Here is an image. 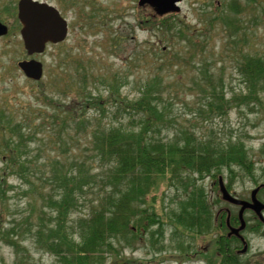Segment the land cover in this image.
<instances>
[{"label": "rangeland", "instance_id": "obj_1", "mask_svg": "<svg viewBox=\"0 0 264 264\" xmlns=\"http://www.w3.org/2000/svg\"><path fill=\"white\" fill-rule=\"evenodd\" d=\"M39 1L48 2L60 11L68 22V35L60 43L48 44L34 58L42 63L43 73L39 81H33L17 66L18 61L30 57L19 34L18 0H0V21L8 27L7 34L0 37V125L23 126L21 132L28 136L21 140V147L15 153L19 162L25 163L20 172L15 168L5 169L0 151V264H58L56 256L43 248L36 237L39 224L46 227L49 221L51 225L56 223L53 210L45 205L42 195L50 189L54 174H74L77 166L73 165L79 162H85L83 175L97 173L91 153L85 150L90 127L110 122L130 127L128 115L137 119L131 107L112 117L110 111L119 94L130 104L144 92L153 98L160 110L157 121L160 131L154 136L164 143L175 135L183 140L188 133L196 140H205L211 133L222 141L230 135L233 139L241 137L254 162L251 173L236 167L230 185L226 169L219 173L192 174L194 182L206 191L213 211L221 209L237 214L235 205L220 198L215 181L222 175L228 191L241 199H249L251 190L264 181V149H261L264 92L259 94L262 107H256L255 112L235 104L223 110H210L205 103L213 90L204 84L202 75L211 79L223 99L245 93L243 76L237 70L236 49L264 56V18L256 17L264 0H182L180 11L165 17L169 25L166 31L165 27L158 29L162 24L156 27L160 19L155 17L153 9L139 6L138 0ZM237 12L240 21L236 19ZM216 13L223 15V22L216 18ZM237 27L243 39L238 38L235 45L236 38L229 35ZM192 40L198 43L197 48ZM64 82L70 91L65 98L66 91L60 90ZM80 92L93 100L106 98L109 93L117 98L106 102L104 116L97 113L96 107L88 106L84 110L85 120L70 121L67 125L55 123L53 106L44 97L68 103ZM12 134L0 131L1 150L2 141L11 139L13 144L17 143V137ZM169 184L161 185V192L159 189L153 193L157 199L146 198L143 207L147 213L153 216L155 212L162 217L159 207L165 206L166 210L177 207L181 190ZM90 186L74 193L75 207L65 218L67 226L96 204L94 198L100 187L98 183ZM259 198L264 199V191ZM244 218L247 227L243 235L249 242L251 255L258 247L264 249V239L256 237V220L250 210L245 211ZM159 221L144 227L138 224V229L120 238L110 237L107 242L112 247L99 253L100 264H204L201 256L191 258L198 243L196 237L192 239L188 231L164 217ZM133 224L132 221L130 225ZM9 228L14 231L7 242L2 235ZM71 237L75 243L80 242L77 233ZM182 237L185 245L190 241L189 251L178 245Z\"/></svg>", "mask_w": 264, "mask_h": 264}, {"label": "trees", "instance_id": "obj_2", "mask_svg": "<svg viewBox=\"0 0 264 264\" xmlns=\"http://www.w3.org/2000/svg\"><path fill=\"white\" fill-rule=\"evenodd\" d=\"M258 4L257 1L256 14ZM260 9V13L258 12L256 17L263 19V3ZM170 14L172 16L176 13L163 15L154 13L155 17L160 19L159 23H156V27L162 24L158 28L159 30L163 27H165L164 31L169 30L167 28L169 25H166L164 19ZM235 14L238 17L236 19L240 21L238 12ZM216 16L217 19L223 18L221 13H216ZM221 21L223 22V19ZM238 30L237 27L229 35L236 38L233 42L235 45L238 44L237 40L243 39L241 31ZM192 44H194V48H197L198 43H194L192 40ZM236 50L239 54L237 70L243 76L245 93L223 99L220 93L216 92V87L211 79L203 74L202 78L206 82L204 84L213 90L205 103L210 110H223L225 106L229 108L232 104L244 106L249 109V112H255L256 107H262L263 103L259 94L264 92V56L257 53L256 55L242 53L241 48ZM65 81L69 84V81ZM66 83H63L65 89H60L66 91L64 98L66 93L70 92L67 91ZM114 96L115 94L109 93L106 98L95 97L93 100L90 95L87 97L85 92H80L77 93L75 99L73 98L68 103H64L61 99L44 97L48 104L53 106L52 120L55 123L59 121L61 124L65 125L66 123L67 125L70 121L85 120L84 110L88 106L96 107L97 113L104 116L107 113L106 102L112 100L114 102L117 97L119 99L114 109L110 111L112 117L131 107L130 109L137 113V119L128 115V121L130 120L128 125L132 124L130 127L112 122L103 126L97 123L90 127V131H88L89 145L85 150L91 153L97 173L83 175L82 168L85 166V162L82 161L73 165L77 166L74 174L53 175L50 180V189L44 196L42 195V200L48 208L53 210L56 223L51 225V221H49L50 224L46 227L38 225L36 231L38 242L56 256L58 264H100L99 253L103 249L112 247L110 241L107 242L110 237H123L127 232L132 233L138 229L139 225L144 227L151 223H160L159 220L164 217L174 223L176 227L179 226L182 230L188 231L187 233L192 239L197 238L195 252L200 250L199 246L202 243L211 249L212 259H206L207 264H240L234 252L238 240L235 236H227V212L225 213L221 209L212 210V204L206 191L194 182L192 174L219 173L222 169H226L227 184L230 185L232 183L231 176L234 175L236 167L243 172L251 173L254 162L245 148L244 141L240 136L233 139L231 135L225 141L216 140L212 133L205 140H196L188 133V136L183 140L175 135L167 143H164L158 136H154L160 131V124L157 122L160 110L150 95L145 92L141 93L138 99L131 101V104L124 100L120 94L116 95L117 97ZM11 126L0 125V131L3 134L6 131L13 132L12 135H15L18 141L15 144L11 139L2 141V150L0 149V151L4 156L5 169L15 168L20 172L19 169L25 167V163L19 162L15 153L18 147H21V140L28 136L21 132L23 126L15 128L13 125ZM261 149H264V143L261 145ZM215 182L217 183V181ZM92 183H98L100 187L94 198L96 204H92L88 213L78 217L75 222L67 226L65 218L69 217L75 207L74 193L82 191V189H89ZM168 183L177 190H181L180 197L176 201L177 207H169L167 210L165 206L163 209L159 207L162 217L151 212L153 217L143 207L146 198L149 196L152 199L155 195L153 193L159 189L161 192L160 186ZM215 200L218 202L220 198L217 197ZM41 219L42 222H45L42 217ZM132 221L134 224L130 225ZM229 221L230 224H237V214L231 212ZM13 231L9 228L2 238L10 242L8 237ZM73 233H77L80 241L77 242L78 244L71 237ZM185 241L183 237L180 238L178 245L189 251L192 245L190 241L185 245Z\"/></svg>", "mask_w": 264, "mask_h": 264}, {"label": "water", "instance_id": "obj_3", "mask_svg": "<svg viewBox=\"0 0 264 264\" xmlns=\"http://www.w3.org/2000/svg\"><path fill=\"white\" fill-rule=\"evenodd\" d=\"M182 0H138L139 6H149L156 15L167 13H177L180 11V2ZM17 18L21 24L20 35L23 41L24 49L28 55L40 54L44 52L48 43L57 44L65 40L68 35L67 20L61 16L60 11L52 4L39 0H18ZM8 28L0 21V36L7 34ZM18 67L23 74L30 79L39 80L42 77V63L35 60H21ZM218 189L223 201L239 206L238 227L229 225V213L227 214V226L229 228L228 236L235 235L242 241L245 252L247 244L240 234L245 227L244 212L249 209L255 216L262 217L261 210L264 203L258 200L256 194L264 184L258 185L250 192V199H241L231 194L224 183L223 177L218 176Z\"/></svg>", "mask_w": 264, "mask_h": 264}, {"label": "flooded vegetation", "instance_id": "obj_4", "mask_svg": "<svg viewBox=\"0 0 264 264\" xmlns=\"http://www.w3.org/2000/svg\"><path fill=\"white\" fill-rule=\"evenodd\" d=\"M0 37H2V36H0ZM37 55H40V54H33L32 56L29 57V59L30 58H36ZM261 191H264V186L261 187L259 189V191L257 192V198L262 203H264V199L262 200L261 198H259ZM236 207H237V209L240 208L239 206H236ZM251 213L253 215L254 220H256V224H255L256 225V237L258 238V240L260 238L264 239V231H262V229H264V208L261 210L262 217H259L257 215L255 216L253 212H251ZM238 224L239 223L237 222V224H230V225L236 227V226H238ZM246 227H247V223H246ZM246 227H245V229H246ZM245 229L242 230L240 233L243 237H244L243 232L245 231ZM236 239L238 240V242L235 244L236 248L234 249V252H235L238 260L240 261V264H264V249H261L258 247L256 249V251L250 255V253H249V249H250L249 248V242L244 237L246 244H247V249L245 252H241L242 247H243L241 244L242 242H241L239 237H236ZM200 252H204V253L201 254ZM211 255H212L211 249L202 245V246H200V250H198V251L196 250V252L194 251L192 253L193 257H191V258H194L195 256H199V257L201 256L202 258H204V261H205L204 264H207V260L209 258L212 259Z\"/></svg>", "mask_w": 264, "mask_h": 264}]
</instances>
